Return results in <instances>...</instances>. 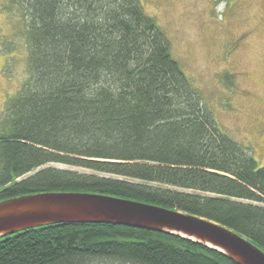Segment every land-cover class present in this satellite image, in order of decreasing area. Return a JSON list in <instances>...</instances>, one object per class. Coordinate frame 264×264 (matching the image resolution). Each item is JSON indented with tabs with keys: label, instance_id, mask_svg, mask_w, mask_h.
<instances>
[{
	"label": "trees",
	"instance_id": "1",
	"mask_svg": "<svg viewBox=\"0 0 264 264\" xmlns=\"http://www.w3.org/2000/svg\"><path fill=\"white\" fill-rule=\"evenodd\" d=\"M2 2L28 68L0 123V202L100 195L211 221L264 252V167L220 133L139 0ZM0 264L233 263L177 236L58 224L0 238Z\"/></svg>",
	"mask_w": 264,
	"mask_h": 264
},
{
	"label": "rangeland",
	"instance_id": "2",
	"mask_svg": "<svg viewBox=\"0 0 264 264\" xmlns=\"http://www.w3.org/2000/svg\"><path fill=\"white\" fill-rule=\"evenodd\" d=\"M139 2L168 38L172 57L220 133L248 147L264 167V0ZM18 16L0 0V123L27 78L28 46Z\"/></svg>",
	"mask_w": 264,
	"mask_h": 264
},
{
	"label": "water",
	"instance_id": "3",
	"mask_svg": "<svg viewBox=\"0 0 264 264\" xmlns=\"http://www.w3.org/2000/svg\"><path fill=\"white\" fill-rule=\"evenodd\" d=\"M58 224L123 226L177 236L233 264H264V252L238 234L189 214L85 193H38L0 202V238Z\"/></svg>",
	"mask_w": 264,
	"mask_h": 264
}]
</instances>
